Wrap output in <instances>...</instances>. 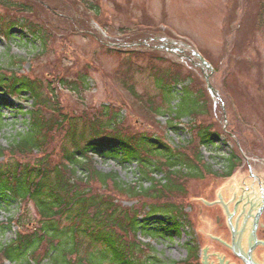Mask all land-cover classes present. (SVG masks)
<instances>
[{
    "label": "rangeland",
    "instance_id": "374dc122",
    "mask_svg": "<svg viewBox=\"0 0 264 264\" xmlns=\"http://www.w3.org/2000/svg\"><path fill=\"white\" fill-rule=\"evenodd\" d=\"M15 1L32 6L38 21L51 23L55 35L45 48L23 27L8 29L4 25L6 33L0 29V67L44 80L59 73L71 77L80 71L88 73L85 85L77 91L56 86L61 106L78 118L80 127L84 114L95 117L108 106L119 112L118 122L123 120L134 133H155L179 148L193 138L194 117L189 114L174 120L176 114L169 111L149 114L130 93L122 74L130 73L132 62L141 66L131 74L136 91L155 95L161 88L149 62L159 70L177 67L184 80L167 87L174 95L171 102L175 108L184 87L192 81L208 89L202 99L206 113L196 122L212 124L222 133L220 140L200 150L215 173L187 183L189 195L184 210L189 223H183L179 231L170 215L161 211L140 217L147 232L140 229L137 234L143 242L152 244L155 255L167 264L189 258L188 244L195 246L194 241L199 244L201 264L233 262V251L228 246L232 241L228 208L224 204L240 193L237 184L264 180V0H89V5L81 0ZM0 11L4 17L15 15L1 6ZM120 46L132 47L143 55L138 60L130 53H119L114 48ZM198 53L207 66L200 62ZM19 59L23 61L19 63ZM219 64L221 69L216 71ZM189 73L194 79L187 78ZM209 84L213 89L208 88ZM3 96L6 102L0 104V119L4 120L0 146L8 147L28 127L33 100L26 92ZM69 142L66 139L55 144L57 159L63 146L73 148ZM234 155L240 165L226 176L229 159ZM94 159L99 170L117 172L126 185H149V181L140 179L136 162L99 155ZM78 171L82 177L83 171ZM163 176L156 174L157 178ZM119 202L124 207L139 205L125 194L119 195ZM11 218H26V230L41 225L33 202L25 206L0 194V245L10 243L19 231ZM67 223L64 219L60 226ZM86 245L81 255L86 253ZM43 264L54 263L46 259Z\"/></svg>",
    "mask_w": 264,
    "mask_h": 264
},
{
    "label": "trees",
    "instance_id": "16d2710c",
    "mask_svg": "<svg viewBox=\"0 0 264 264\" xmlns=\"http://www.w3.org/2000/svg\"><path fill=\"white\" fill-rule=\"evenodd\" d=\"M81 1L89 5V0ZM0 6L16 15L10 18L0 15V29L4 33V25L8 29L20 26L45 48L48 46L55 35L53 28L51 23L38 21L32 6L15 0H0ZM90 7L96 8L92 4ZM19 13L22 14L20 17ZM263 14L259 17L260 22ZM53 15L58 14L54 12ZM114 49L119 53H130L138 60L143 55L132 47ZM22 61L19 59L18 62ZM149 63L157 74L160 93L151 95L136 91L131 74L141 66L133 62L130 73L122 74L123 82L149 114L156 116L169 111L176 114L174 120L189 114L194 117L193 138L179 148H174L158 134L134 133L123 120L118 122L119 112L108 106L95 117L88 118L84 114L80 127L78 118L61 106L56 86L77 91L85 85L88 73L80 71L75 77L59 73L44 80L0 67V95L18 96L26 92L33 100L26 130L8 147L0 146V194L25 206L33 202L41 224L26 230L29 225L26 218H11L19 231L10 243L0 245V262L43 264L48 259L54 264H167L155 255L152 244L139 239L140 229L147 232L140 217L166 212L175 221L176 231L183 223H189L184 210L189 195L187 183L193 178L213 176L215 172L200 150L203 145L220 140L222 133L212 124L196 122L202 113H206V102L202 99L208 89L204 85L192 81L185 86L181 102L175 108L171 102L174 95L167 87L184 80L182 71L177 67L176 70L170 67L159 70ZM220 65L214 66L216 71H220ZM191 77L194 79L189 73L187 78ZM4 102V96L0 97V104ZM3 123L0 119V131ZM66 139L72 142L73 148L63 146L57 159L55 144ZM96 155L136 162L140 179L149 181V185H126L117 172L99 170L94 159ZM229 164L226 176H231L240 165L236 155L229 159ZM78 170L83 171L82 177ZM159 172L164 174L162 178L156 177ZM121 194L129 195L139 205L122 206L119 202ZM64 219L68 223L62 228L60 224ZM194 242L195 246L188 244L189 258L173 264H201L199 244ZM85 243L87 250L81 255Z\"/></svg>",
    "mask_w": 264,
    "mask_h": 264
},
{
    "label": "flooded vegetation",
    "instance_id": "af4514ba",
    "mask_svg": "<svg viewBox=\"0 0 264 264\" xmlns=\"http://www.w3.org/2000/svg\"><path fill=\"white\" fill-rule=\"evenodd\" d=\"M254 182L237 184L240 193L226 207L233 251L229 264H264V180Z\"/></svg>",
    "mask_w": 264,
    "mask_h": 264
},
{
    "label": "water",
    "instance_id": "95a60500",
    "mask_svg": "<svg viewBox=\"0 0 264 264\" xmlns=\"http://www.w3.org/2000/svg\"><path fill=\"white\" fill-rule=\"evenodd\" d=\"M198 54H199V53H198ZM199 57H201V60H202V63H203V64H207V65H208V63H207V61L205 60L204 57H202L200 54H199ZM206 78H207V80H208V82H209L210 78H209L208 76H207ZM209 88H210V89H213L212 86H211V84H209ZM255 246H256V245H255ZM0 264H5V263L0 262Z\"/></svg>",
    "mask_w": 264,
    "mask_h": 264
}]
</instances>
